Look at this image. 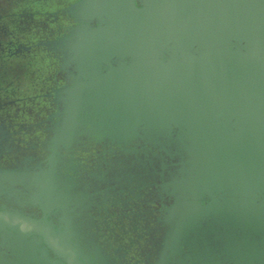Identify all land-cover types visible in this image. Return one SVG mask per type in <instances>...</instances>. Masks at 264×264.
<instances>
[{
    "label": "water",
    "instance_id": "obj_1",
    "mask_svg": "<svg viewBox=\"0 0 264 264\" xmlns=\"http://www.w3.org/2000/svg\"><path fill=\"white\" fill-rule=\"evenodd\" d=\"M0 264H264V0H0Z\"/></svg>",
    "mask_w": 264,
    "mask_h": 264
}]
</instances>
